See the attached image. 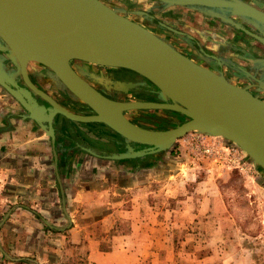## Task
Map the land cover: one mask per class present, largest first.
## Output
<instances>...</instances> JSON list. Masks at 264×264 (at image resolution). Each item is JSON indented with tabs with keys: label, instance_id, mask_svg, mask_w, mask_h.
Returning <instances> with one entry per match:
<instances>
[{
	"label": "water",
	"instance_id": "1",
	"mask_svg": "<svg viewBox=\"0 0 264 264\" xmlns=\"http://www.w3.org/2000/svg\"><path fill=\"white\" fill-rule=\"evenodd\" d=\"M98 12H90L81 0H0V86L21 106L23 112L9 114L34 121L48 135L52 144L55 178L59 186L62 209L71 226V218L66 209L65 192L58 167V154L55 142V119L57 115L72 121L103 124L107 130L122 137L115 141L122 144V150L105 152L83 143H77V149L90 155L107 160L138 159L165 151L178 139L190 132H200L212 136H221L237 144L260 167L264 173V123L253 125L252 122L230 113L229 101L239 94L241 88L227 79L220 71L213 70L195 62L174 47L145 24L132 20L126 14L154 16L144 10L121 11L101 0H91ZM162 6L184 5L191 7L215 8L231 14L248 18L255 26L263 28L262 35L255 34L221 13L212 12L216 17L226 20L236 27L264 43V12L238 0H154ZM24 6H43L56 10L59 21L42 30L29 31L25 26L12 22L14 12ZM161 25H164L160 22ZM173 30L171 27L166 26ZM53 31L67 32L73 43L77 56L72 59L98 65L122 67L135 72L136 80L119 83L124 92L134 97L154 96L155 101L125 100L133 106L125 109L119 117L111 110L110 99L87 81L82 79L70 66V61L62 63L55 60L49 52L38 44L39 36ZM174 31V30H173ZM3 59L14 64L15 71L5 72ZM29 62H36L48 67L55 78L63 83L69 91L87 106L86 114H77L56 102L46 92L32 84L26 67ZM23 76L26 85L18 84L16 75ZM15 76V77H14ZM182 78L190 83L193 101L187 103L178 97L175 90ZM70 83L76 86L72 89ZM35 95L47 104L39 103ZM254 97L262 99L260 95ZM264 100V99H262ZM177 105L178 107L174 106ZM141 109H164L178 112L188 118L181 123H174L160 115L151 116L156 122L167 123L166 129L141 127L130 121L125 111L135 113ZM192 112L194 116L187 113ZM7 117L6 125L0 126V133L10 128ZM174 125V126H173ZM8 213L5 215L4 218ZM42 221L53 227L46 219ZM1 224V223H0Z\"/></svg>",
	"mask_w": 264,
	"mask_h": 264
},
{
	"label": "crops",
	"instance_id": "2",
	"mask_svg": "<svg viewBox=\"0 0 264 264\" xmlns=\"http://www.w3.org/2000/svg\"><path fill=\"white\" fill-rule=\"evenodd\" d=\"M144 1V4L146 1L158 3L152 7L154 15L163 12L174 17L175 21L179 17L180 21L171 25L182 26L193 36L202 34L203 38L211 33L224 37L214 28H206V23L199 20L201 17L190 19L184 12L198 11V7H163L158 1ZM241 1L264 12V0ZM174 7L182 12H173ZM147 9L141 10H152L149 6ZM240 18L248 22L247 27H253L255 33L263 31L249 19ZM226 44L233 45L229 40ZM236 44L247 54L233 64L249 73L241 77V82L250 84L264 97V61H260L264 58V50L256 46L244 47L255 44L245 36ZM250 58L256 59L258 64ZM4 61L2 68L6 72ZM21 112L19 103L0 86V126L6 125L9 114ZM8 119L10 128L0 133V255L6 251L20 260L36 262L29 256L38 254V263L45 262L48 253L59 259L69 253L70 256L86 258L87 264H165L164 247L168 238L163 234L162 207L157 201L149 206L147 201L150 170L143 167L148 156L123 160L95 157L77 149V143L105 152L120 151L122 144L104 138L110 131L105 127V130L98 127V133L93 132L91 126L99 123L71 120L70 130L65 131L60 128L61 119H55V125L59 126L57 140L55 134L58 167L66 209L71 218V226L59 230L69 222L62 209L55 178L51 141L34 121L14 115ZM42 218L53 225L51 230ZM170 222L174 224L173 219ZM64 248H67L66 252Z\"/></svg>",
	"mask_w": 264,
	"mask_h": 264
},
{
	"label": "rangeland",
	"instance_id": "3",
	"mask_svg": "<svg viewBox=\"0 0 264 264\" xmlns=\"http://www.w3.org/2000/svg\"><path fill=\"white\" fill-rule=\"evenodd\" d=\"M101 1L121 11L145 10L149 4H144V0ZM126 16L164 39H174L170 31L159 27L160 22L171 25L174 17L159 12L150 22L144 16ZM179 46L189 52L186 46ZM143 168L150 170L148 205L157 201L162 207L163 234L168 238L165 264H264V173L237 144L221 136L193 131L169 149L148 156ZM37 255L29 256L34 262L3 251L0 264L88 263L86 258L69 253L61 259L48 253L45 262L38 263Z\"/></svg>",
	"mask_w": 264,
	"mask_h": 264
},
{
	"label": "flooded vegetation",
	"instance_id": "4",
	"mask_svg": "<svg viewBox=\"0 0 264 264\" xmlns=\"http://www.w3.org/2000/svg\"><path fill=\"white\" fill-rule=\"evenodd\" d=\"M241 1V0H238ZM151 2V1H150ZM154 2V1H153ZM243 2V1H241ZM245 3V2H243ZM158 3H150L147 6H149L151 9ZM251 7L252 5L245 3ZM176 6V5H175ZM202 10H188L184 11L187 12L190 19H198L201 17V21L206 23V28H214L215 32L223 35L224 37L220 36L217 37L215 34H205L202 38V34H198L193 36V33H188V29L184 31V27H175L174 25H167L163 23L164 25H159L160 28L170 31L172 34V37L174 39H166L167 41L171 42V44L176 47L179 51L184 53L186 56L194 60L195 62L213 70L214 72L220 71L224 76L231 79V82L242 87H246L248 91H250L252 94H257L261 96L262 99L264 97L262 96V93L255 91L253 86H250V84H244L241 82V77L243 75H247L246 72H243L239 69H237L233 64L236 59H240V57H245L247 54L244 52V48H241V46H238L236 43L241 41V38L243 36L250 38L255 43L251 46H244L247 48H261L264 50V43L253 37L251 34L245 32L239 27H236L232 23L223 20L219 17H216L212 14V12H218L221 13L223 16H226L227 19H230L231 21L235 22L236 24H239L240 26L244 27L245 29L255 33V31L247 27L248 22H245V20H242L240 17H244L241 15L231 14L228 11H224L222 9L218 10L215 8H206L201 7ZM255 8V7H253ZM256 9V8H255ZM147 10V9H145ZM154 10L152 9L149 11V13L153 16L152 12ZM178 12H182L180 9L177 10ZM176 11V12H177ZM144 16V15H142ZM199 16V17H197ZM147 21L154 22V18L150 19L146 16H144ZM197 17V18H196ZM130 18V17H129ZM246 18V17H244ZM248 19V18H247ZM159 21L158 19H155V21ZM177 21H180V18L177 17ZM177 21L173 22L176 23ZM166 26L171 27L173 30H169ZM263 29V28H262ZM152 31V30H151ZM262 30H258V33L262 35ZM202 33V32H201ZM257 34V33H255ZM229 35V37H227ZM199 36V37H198ZM201 37V38H200ZM228 38V39H227ZM204 39V40H203ZM227 40L231 41L233 44L230 46L227 43ZM186 46L189 52L185 53L184 50L179 46ZM243 46V45H242ZM230 49V50H229ZM0 54H4L0 52ZM245 55V56H244ZM249 58V57H247ZM251 61L258 64L257 60L254 58H250ZM259 60V59H258ZM260 61H264V58H261ZM4 68L6 69L7 73H11L16 70L14 67V64L11 63L9 60L5 59L4 61ZM29 62L26 67L27 71V77L29 81L34 84L37 88L41 89L42 91L46 92L49 96H51L56 102L59 104L67 107L70 111L75 112L77 114H86L88 109L87 106L81 102L78 98H76L68 88H66L61 81H59L57 78H55L53 72L46 66H43L39 63H34L32 66ZM260 63V62H259ZM264 64V63H263ZM70 66L71 68L85 81H87L93 88H95L98 92H100L102 95L113 99V100H149V101H155L154 96H143V97H134L131 95L130 92H124L123 89L120 88L119 83H128L130 81L136 80V73L122 67H112V66H105V65H98L93 64L89 62H84L81 60H70ZM264 67V65H262ZM15 77V76H14ZM17 82L19 85L26 87L27 89L31 90L27 85L26 82L20 74L16 75ZM36 99L39 101V103L47 104L41 97L38 95H35ZM264 101V100H263ZM21 107V106H20ZM124 115L133 123L146 128H155V126H162L160 129H166L168 126L167 123L159 122V125H156L152 123L155 121L151 116L153 115H160L165 119L171 120L174 123H181L185 119L188 118L184 116H180L178 114H175L171 111L164 110V109H153V110H145L141 109L138 110L134 117L132 116V113L129 111H125ZM61 119V127L65 131H69V125L71 120L60 117V115L56 116V121ZM75 122V121H74ZM95 127L91 126V129L93 132L98 133L99 128L105 130V126L103 124H95ZM174 126V125H173ZM99 127V128H98ZM156 129V128H155ZM109 132V136H105L104 138H107L108 140H122V137L114 132ZM55 134H56V140L59 138V126L55 125Z\"/></svg>",
	"mask_w": 264,
	"mask_h": 264
},
{
	"label": "bare ground",
	"instance_id": "5",
	"mask_svg": "<svg viewBox=\"0 0 264 264\" xmlns=\"http://www.w3.org/2000/svg\"><path fill=\"white\" fill-rule=\"evenodd\" d=\"M81 2L89 8L90 12H98L92 5L91 0H81ZM59 18V13L56 10L47 9L43 6H24L19 12L13 13L12 22L25 26L29 31H35L56 24ZM37 41L55 60L62 63H66L77 56L70 35L67 32L53 31L45 33L39 36ZM69 85L76 90L74 84L70 83ZM175 93L187 103H192L193 90L187 79L182 78ZM132 106V102L114 100L111 104V110L115 117H119L125 109ZM174 106L178 107L177 105ZM229 110L232 115L243 118L250 123L252 122L253 125L264 123V101L254 97L246 87L241 88L239 94L232 96L229 101ZM187 114L194 116L192 112Z\"/></svg>",
	"mask_w": 264,
	"mask_h": 264
}]
</instances>
